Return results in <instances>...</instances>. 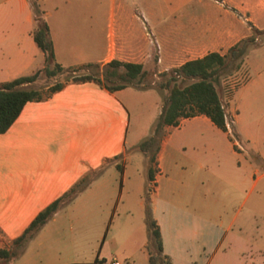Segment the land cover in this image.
<instances>
[{
	"label": "crops",
	"instance_id": "1",
	"mask_svg": "<svg viewBox=\"0 0 264 264\" xmlns=\"http://www.w3.org/2000/svg\"><path fill=\"white\" fill-rule=\"evenodd\" d=\"M40 1L55 59L66 67L93 64L104 68L117 60L140 63L146 69L155 43L163 49L161 63L178 67L210 52L227 53L252 34V26L264 29V0H184L183 6L194 7L189 9L186 19L165 24L146 16L142 20L123 3ZM35 24L30 0H0V82L30 74L45 65V54L33 38ZM145 24L153 30L155 41L146 32ZM248 54L243 62L248 79L236 87L231 100L238 90L251 88L252 84L264 90V56L253 66ZM181 55L188 58L175 66ZM141 90L145 89L130 86L110 91L94 81L68 82L50 97L24 105L9 129L0 133V247L10 248L12 240L23 233L40 211L87 173L102 169L86 189L25 243L23 263L111 264L117 260L123 264L131 259L134 264L133 251L127 247H134L148 261L145 206L149 187L152 214L160 227L166 253L168 214H190L191 199L204 200V178L196 175L186 180L184 164L177 156L186 145L203 144V131H186L181 141L172 140L176 129L191 119L196 120L194 124H212L228 140L237 187L248 181L254 187L262 179L264 172L255 177L259 167L264 166V149L257 144L258 133L242 125L234 106V137L203 115L182 119L176 127L167 126L156 156L157 172L149 181L144 153L141 151L142 159L136 162L134 155H125L131 121L127 103ZM141 139L137 137L133 146ZM196 161L201 168V162ZM163 176L168 180L167 192L160 197ZM118 211L126 216L137 215L135 232L139 240L136 246L131 242L129 246L122 244V250L113 247L111 251L107 249L110 243L117 246L118 241L116 237L109 244L106 241L104 219ZM130 222L129 219L126 224ZM118 238L124 239L119 235ZM116 251L119 256L114 254Z\"/></svg>",
	"mask_w": 264,
	"mask_h": 264
},
{
	"label": "rangeland",
	"instance_id": "2",
	"mask_svg": "<svg viewBox=\"0 0 264 264\" xmlns=\"http://www.w3.org/2000/svg\"><path fill=\"white\" fill-rule=\"evenodd\" d=\"M104 2L123 3L134 9L142 20H145L144 16H146L148 20L158 19L159 24L161 22L165 24L173 19H186L189 9L194 8L183 6L184 0H105ZM195 9L197 10V7ZM144 27L149 37L155 41L153 30L150 31L147 24ZM162 53L163 49L160 44L155 43L151 60L145 65L148 74L143 82L135 87L145 90L136 92V96L127 103L131 121L127 136L129 149L125 155H134L135 162L136 160L141 161L142 152L139 144L133 146V142L137 137L142 138V141L153 133L155 122L152 126L151 122L154 117L158 116V108L162 109L169 93L168 88H164L162 84L166 82L168 72L174 66L167 67L163 62L161 63ZM248 53L251 65L254 66L255 62L261 60L264 56V33L258 34L257 41L250 47ZM187 58L181 55L176 59L175 66ZM236 63V61L233 62L231 71L223 73L217 83L218 93L228 117V132L234 137L233 116L236 112L234 106H236L242 125L258 133L257 144L259 148L264 149V90L252 84L251 88L238 90L231 100L236 87L248 79L247 68L243 64L240 69L233 68ZM102 68L101 66H88L78 71L69 69L58 80H73L74 77L83 73L98 75L97 73H100ZM54 82L55 80L47 79L42 73L31 87L40 89L45 94ZM194 122L196 120L191 119L176 129L172 140L181 141L186 131L191 132L195 129L203 131V144L198 147L186 145V149L179 151L177 156L179 162L184 164L186 180L188 176L196 175L204 178V200L192 202L191 199L189 207L193 211L190 214L176 211L168 214L167 226H165L166 253L171 255L174 264H264V176L254 187L249 181L237 187L235 185L236 175L232 171L228 140L212 124L197 122L196 125ZM162 136L163 134L157 139H161ZM155 146L150 155L154 152ZM123 157L124 155L121 156L120 163H123ZM144 157L145 162L150 166L149 156L144 154ZM196 160L201 162V168ZM257 164L260 163L257 162ZM262 172H264V166L259 167V172L255 174V177ZM167 183L168 180L163 176L160 181V197L165 196ZM146 191L148 192V188ZM129 219L131 222L126 224ZM241 222L243 224L240 225ZM138 223L137 215L126 216L122 211L106 217L104 219L106 241H109V244L114 237H116V242L118 241L117 246L110 243L107 249L112 251L111 248L114 247V249L122 250L124 249L122 244L129 246L131 242V245L136 246L139 238L135 227ZM118 235L124 239L118 238ZM127 249L133 251L134 264H149L146 256L144 257L134 247H127ZM118 252L114 254L119 256ZM23 262L21 249L15 257L14 264H25ZM123 264H133V261L125 260Z\"/></svg>",
	"mask_w": 264,
	"mask_h": 264
},
{
	"label": "trees",
	"instance_id": "3",
	"mask_svg": "<svg viewBox=\"0 0 264 264\" xmlns=\"http://www.w3.org/2000/svg\"><path fill=\"white\" fill-rule=\"evenodd\" d=\"M35 14L36 24L33 38L37 46L45 54V65L35 69L32 73L16 77L12 80L0 82V133L9 129L17 119L24 105L29 101H40L61 90L68 82L94 81L110 91L126 87L139 86L148 71L143 64L121 62L113 60L108 63L98 75L83 73L73 80L59 81L58 79L69 69L78 71L82 67L95 66L93 64L80 66H63L55 59L53 42L49 35V26L44 18L40 0H30ZM264 33V29L252 26V34L232 46L227 53L210 52L201 58L191 59L178 67H174L162 84L168 88L161 112L153 125V133L139 143L140 150L149 156L148 180L154 179L157 172V152L161 134L166 133V127H176L182 119L198 115L206 116L222 131H228L227 114L217 89L223 73L233 68L240 69L250 47L257 41V36ZM44 74L47 79L55 80L45 94L40 89L31 87ZM156 145V146H155ZM155 146L154 152L150 155ZM102 169L91 171L71 186L63 195L50 203L31 221L21 235L11 242V247H0V264H12L19 250L32 238L60 209L71 203L75 197L86 189L100 174ZM148 188L146 192L145 224L147 228V244L149 264H173L170 255L164 252L160 227L153 217ZM149 193V194H148Z\"/></svg>",
	"mask_w": 264,
	"mask_h": 264
},
{
	"label": "built area",
	"instance_id": "4",
	"mask_svg": "<svg viewBox=\"0 0 264 264\" xmlns=\"http://www.w3.org/2000/svg\"><path fill=\"white\" fill-rule=\"evenodd\" d=\"M226 119H227V127L229 129L228 117ZM111 264H119V262L117 260H114V261L111 262Z\"/></svg>",
	"mask_w": 264,
	"mask_h": 264
}]
</instances>
